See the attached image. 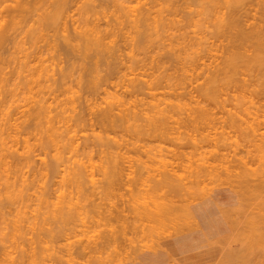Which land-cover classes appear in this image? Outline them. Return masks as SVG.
<instances>
[{"label":"rangeland","instance_id":"rangeland-1","mask_svg":"<svg viewBox=\"0 0 264 264\" xmlns=\"http://www.w3.org/2000/svg\"><path fill=\"white\" fill-rule=\"evenodd\" d=\"M53 1L54 0H0V29L4 25L8 26L9 28L8 39L4 41L0 40V133H4L3 137L7 138V144L3 143L2 145L0 142V147L5 148L4 151L7 155L6 162H8L7 165L10 168L8 172H4V165L0 161V174H3L4 172L6 176L5 177L4 174L0 175V181L5 180L3 179L4 177L6 178L7 182H9V180L13 181V183L10 182L12 185H9V183H7L8 187H13L11 189L8 187H4L6 186L4 185L5 181H2L3 184H1L0 182V242H3L0 244V264H20L18 262V259H20V253L21 255H25L21 257L23 263L21 259V261L19 260L22 264H24V262L25 264H28V262H30V264H34L33 260H36L37 262L40 261L39 264H74V262L75 264H94V262L96 264L97 261L98 264H107L105 258L112 260L114 258L113 255L115 256V254H119V260L116 259L117 256H115L113 263L112 261L107 260L108 262L110 261L109 264H116L117 260V264H144L139 263V259H143L142 256H153L152 254H155L157 252L160 253V251H164V249L172 243L177 244L176 246H174V252H180L181 254L188 253L195 248H206V250L196 253L197 259L191 260L192 263L264 264V183L261 184V182H263V179H259V177L257 178L256 176H260L257 173L264 165L261 164L262 167H260L258 171L255 170L253 172L255 174L252 180L245 181L248 182V184L252 181L256 188L259 180H262L260 184L262 185L263 189L262 187L258 186L259 188L257 190L253 189V191H249V193H247L248 189L244 188L243 184L240 185V183L244 182L245 178L241 179V174L243 173V171L237 169L238 165L241 164L239 163V157L242 156L243 158V155H248L250 151H253V153L255 152V150H252L256 147V145L253 144L256 139H252V128H256L255 126L257 124L260 127L261 123L263 122L262 120H264V111H262L264 110V90L262 88V85H257L258 82L259 84H262L264 82V72L261 69H257L255 71L254 69L256 68H250L252 70H250L248 67L240 68L242 70L239 73L237 72V78L239 82L231 83L220 88L218 102H210L211 106L208 100H206L203 95V88L207 78L206 76L209 72L208 69H212L214 68V66L221 63L224 59L223 57L227 55L226 51L229 49L228 47L233 45L229 44V41L232 40L231 37L228 39V35L230 33L229 29L227 27L220 26L222 30L220 32V28H218V25L224 23V21H222V18L226 16L228 17L231 5L237 4L238 10L236 9L237 11L235 10V12L233 13L236 14L235 17L240 20L243 29L250 31L255 25V27H257L258 24L264 25L263 19L261 20V13L263 12L264 8V0H229L228 2H230V5H227V0H218L219 5L217 6H214L212 2H210V0H68V2L62 6L63 10L61 9L59 17L56 20H51L50 18H48V14L54 9L55 3ZM19 2L27 3V7L24 12H18V14H20L16 19H11L9 15L7 17L8 11L14 10V7H16ZM88 3L94 5V8L91 5L92 9H89V11H85L84 6ZM120 21H122L121 24H119ZM38 23H40V25H37ZM93 25H99L100 28L104 30L107 29L113 31V36L109 37L106 40L108 48L103 52H100L95 48H86L83 44L84 38L80 35L81 31L90 28ZM216 29L218 32H216ZM141 35L142 37L144 35V38H142ZM207 42L208 45L212 43L211 45L214 48L212 54H208L204 49L208 47ZM51 43H53V45ZM230 43H232V41ZM249 45L250 44H247V46H245L247 50L246 48L244 49L248 54H251L253 48L251 47V45ZM115 48L119 50L117 51ZM231 48L234 49L232 46ZM107 55H109V57ZM39 56H41V58H39ZM42 56L44 58V61L42 59ZM41 61H43V63ZM211 61H213L214 63L212 62L213 64L208 65L209 63H211ZM40 63L41 65H39ZM2 74L4 77L1 76ZM180 78H184L185 82L180 83L178 80ZM145 80L149 81L146 82ZM257 80L258 82H256ZM3 82H5L7 85ZM242 82L244 83V85L245 83H247V89L250 92L246 90L245 91L248 92V94L252 93V95L254 96V102L256 103V106L260 107V109L245 108V99H242L240 97L241 93H245L244 90L243 92H241L242 90L240 89V86L243 85ZM253 82H255V85H253ZM137 86H140L141 89L139 88V90H136V88H138ZM245 94L248 95L247 93ZM183 102H192V105H197V103L199 102V104L201 105H209L210 110L207 112L191 113L177 105L178 103H182L184 105ZM158 104L165 111V114L162 116L159 112L155 111ZM248 105L250 104L248 103ZM111 107L113 108L114 112V116H112L114 117L113 124H111L110 122L104 123L103 121H101V114L103 113V110ZM122 109L125 110L121 111ZM253 110H256L257 114H254L255 112ZM257 110H260L259 114L262 111L260 115L258 114ZM129 111H138L139 113L136 116L137 118H131L128 122H125L129 124L123 123L124 125H122L120 115ZM239 115L242 116L241 118H243V120L241 119L240 121ZM218 118L221 120V122ZM229 118L234 120L236 118L235 123L234 120H229ZM253 118L254 121L257 122H254L256 125L252 123ZM259 119L261 120V123H259ZM50 120L54 122V124L59 128V131L62 133V137H64L62 138V143L55 144L54 142L50 141L46 130V127L49 124ZM223 120H226V122H223ZM227 120H229L228 124ZM248 120L251 121V124L255 126H248ZM230 122L231 124L233 123V131H231L232 129L230 127L232 126ZM241 122L243 124L246 123L244 124L245 126ZM215 125L217 126L215 127ZM240 125L245 128L240 127ZM217 127L219 128L217 129ZM236 127L239 132H236ZM155 128H157V133L154 130ZM212 128L216 132V134L212 130ZM224 129L227 132H225ZM258 129H262L261 132L264 133V124H262V127ZM258 129H254V131L256 130L255 133L257 135L255 133V135H253V137L257 136V141L255 142L257 143V147L260 146V144L258 146V140L261 141V136H264V134L262 133V135H258ZM3 130L5 131L2 132ZM245 130L249 131L246 132L251 134V138L248 137L249 135H247V133L244 134ZM219 131L223 132L222 136L221 134L217 136L218 133H221ZM9 132H11L12 135L16 134V137L18 138V142L15 141L13 145L11 142V138H9L8 136ZM207 132L210 133L208 134ZM203 133L206 136L210 135L211 139H215L217 136L218 139H215V142L217 143L219 141V145H217L218 143L214 144V141L212 142L209 136V138L205 137ZM230 133L232 135H230ZM238 133H240L241 139H239V136L235 137V134L239 135ZM241 133L244 134V136ZM225 134L226 138L229 136L228 141L225 138ZM224 138L225 140H223ZM169 139L172 140L169 141ZM205 139L208 141H205ZM221 139L224 143H227L229 141L232 142L227 143L228 145L225 143L227 145V147H225L226 145L221 142ZM230 139H235V141ZM210 140L214 145L213 150L216 149L217 146H219L217 149H219L220 151L216 149L213 152V150L210 149ZM206 142L210 144H207ZM220 142L223 144L221 146L222 148H220ZM233 142H236L238 146L239 143L241 145L237 148V145ZM158 143L159 145H161L162 143V145L164 146V151L166 153L170 152L168 154L172 155L171 157H162H165L164 160H166V157L168 158L167 164L162 159L166 167L167 165H171L175 161L177 162V164L179 163L178 165L181 166H179L181 170L183 169L186 173L187 178L190 179V181L187 180V182L194 183L192 182V180L196 179L195 181H197L198 179V181L196 182V187L199 184V180L201 182V185L202 183H204V186L206 185V191H204L205 188L203 185L201 186V188L200 186H198V188L202 189L203 187L204 190H198V188H196L197 193L198 191H201L199 192L200 194H197L196 196L200 197L201 195H205V197L201 196L200 198H197L195 196V198L193 195H195L196 193L194 194L192 192L193 195H188L190 196L188 198L187 194L191 192H184L187 199L185 197L184 198L186 200L189 199V202L192 204V206H198L204 203L206 204L213 198L217 197L222 199L220 200L221 204L215 206L207 214L206 217L195 218L196 220L195 222H193L194 227L191 230L182 234L173 235L171 237H167V234L173 232L171 231L172 228H170V231L168 230L169 233L166 230L165 234H160L161 236L154 233L156 235L154 237V234L151 233V231V235L149 232L148 234V230L145 231V228L143 230V227L145 226L148 229L149 222L144 221L145 223L143 226L142 222L141 224L139 223V219H137L139 220V222L136 219L134 220V217L137 218V216H135L133 213L135 212V209L133 210V212L131 211L132 207L134 208L137 203L139 204V202H137L139 196L141 195L142 198V194L145 193L146 195L144 196L147 198V193H149V190L146 191V189H150V186H153L155 180H153L152 182V179L150 178L152 176L148 177L149 175H147V173L151 170L150 167H152L153 164H155L156 167V163L160 164V167L163 164L162 161L161 163H159V158L153 159L156 161L159 160V162H155L152 160V158H156L159 156H157V154L155 156L156 151H154V149L157 148ZM246 143H249V148H253H250L251 150L245 152V149L247 150V147L245 148ZM250 143L253 144V146H250ZM178 144L180 145V147L177 146ZM150 146H153L151 148L155 153L153 154L152 152V155H154L155 157H149V155L151 156V153H148L147 150L151 151V149H148L150 148ZM176 146L177 148L181 149L183 153V156L181 155V157L176 155L179 157V160H181V162H179L178 158L174 156V150H177ZM196 146H198V150H196ZM13 147L16 148L13 149ZM146 147L147 150L145 149ZM160 147H158L157 149L159 150ZM235 147L237 148V151L236 149L233 150ZM163 148L161 147L160 151ZM200 148H203L205 154H202L204 152L203 150H200ZM141 149H145L144 151L147 152L144 153ZM179 149L177 150V153H179ZM239 149L241 151H238ZM122 150H125L123 151L124 154L122 153ZM135 150L137 154L135 153ZM258 150L259 149H257V152H255L257 153L256 155H258V152L259 154L261 153V151ZM126 151L128 153H126ZM139 151H141V154ZM206 151L207 154L210 153L211 156L209 154V156L206 157ZM216 151L217 153H226V155H223L222 153L221 155H219L220 153H218V155L220 156L219 158H221L222 161H224L225 158H227L226 160L229 161L233 159V165L236 164L234 163L235 161H238L237 163L239 164L234 165L237 166L236 169L238 170V172H236L237 170L235 168V170L232 168V164L231 168L229 167V170L228 164L222 163V161H217L219 158H216ZM110 152L111 155H109ZM198 152H200V154ZM251 152L249 154H252ZM213 153L215 155V158ZM238 153H240L241 155ZM201 154L202 156L205 155L206 158L201 157ZM231 154H236L235 158L236 156L237 158H233L234 156H232ZM90 155L92 159L90 158ZM118 155L120 157H118ZM131 155L134 157H132ZM137 155L140 159L142 158L143 165L146 164L145 167L141 170H139V168L142 166L141 160L139 158L135 159V162L137 159V162L140 160L139 162L141 166H139L137 162V165H135L134 163V158L137 157ZM222 155L226 157H222ZM229 155L232 157H230ZM57 156L62 161H59ZM87 156L88 159L85 158ZM110 156L111 161H108V157ZM113 156L114 158H117L118 162L116 161V159L112 158ZM79 157L85 158L87 162H84H86L87 165L90 164V166L91 164H93L92 169L94 168L93 172H90V174L86 175L84 173L86 176L91 175V173L94 174H92L93 177H83L84 179L87 178L86 181L83 179L85 183L81 181L83 185L85 184L83 186L82 192H85L86 194L81 193L80 195L79 193L81 191H79V188H81L82 186L79 188H77L76 186L74 189V185H70L73 183L72 180V183L70 182V177L73 176V173L71 172H74L75 169H77L75 167L79 165L78 164L77 166H74L73 162ZM169 157L174 159H169ZM228 157H230V159ZM244 157L253 158V156L249 155ZM123 158L124 160L125 158L127 160L124 161ZM129 158H131L130 160L133 161L131 162ZM149 158H151V162ZM246 158H243L244 161H242L245 162ZM258 158L259 156L256 158V160ZM55 159H58V161H55ZM104 159L106 165L105 163L103 164ZM144 159L146 160L145 163ZM147 159H149V162ZM260 159L258 160V162H260ZM114 160L116 161L114 162L115 164L119 163L118 167L119 165H121L120 161H124L126 163V166L125 164L121 166H125L124 170L126 171V175H130L131 178L129 176V178L126 177V181L124 180V182L120 184V181L123 180L120 177L121 174L119 173L120 175H118V173L116 172V177L119 176V178L116 180L115 177V180L119 183L115 182L114 185H116V187L113 186L112 189L109 184L108 189H106L107 187L104 184L106 180L104 176L108 177V179L112 178L106 175L107 173L111 174V172L108 171L107 168L110 167L112 161ZM169 160L173 162H170L168 164ZM250 160L252 159H249V161L247 159L248 163H250ZM76 161L82 163L80 159ZM246 162L244 163L245 165H247ZM128 164L129 166L127 167ZM255 164H258L257 161L255 162ZM148 165L149 167H147ZM165 165L163 164V166ZM172 165H175V163ZM250 165L252 167H256V165H252V163H250ZM217 166H219V168ZM104 167L106 170H104ZM129 167L130 169H128ZM155 167L152 168L154 175L152 173H148L153 175L154 179L155 177L158 178V176H160L161 174L160 173L158 175L157 173L159 171H154L156 168L158 170V168L160 167ZM172 167L174 166H171L170 168L168 167L169 170H171ZM176 167H174L175 170L179 168ZM242 167L243 166L241 165V169ZM252 167H250V169ZM133 168L135 170L136 168L138 169L136 171H133ZM168 168L166 170H168ZM14 169H16L17 171L15 170L14 172H12ZM99 169L103 170L99 171ZM120 169H122V167ZM145 169L148 172H146ZM161 169L164 171V167H161L159 169L160 172H162ZM195 169L201 170L199 175L196 174ZM232 169L234 173L228 172V170L231 171ZM255 169H258V165ZM57 170L59 173H55ZM117 170H119V168ZM124 170H120L119 172H125ZM128 170H131V172ZM138 170L142 171V173L140 174H143L146 180L147 178L150 179L152 185L148 181L149 179L147 180L149 183H147L144 179L145 182L149 184V186L140 179ZM181 170H178L180 173L177 171L179 175L183 173L181 172ZM222 170H226L224 171V174ZM239 171L240 173L242 172L241 174H239L240 176L237 175ZM19 172L23 173L19 174ZM127 172H129V174H127ZM132 172H134L136 175H134V173ZM231 173L232 175L234 174V176L236 175L235 177L237 179L239 176V179H241L240 183L237 179V181L235 180V177L232 176ZM155 174H157L158 176H155ZM183 174L180 176H183ZM227 174L230 176V179ZM20 175L22 176V180H20ZM122 175H124V173ZM143 175L141 176L142 179L144 178ZM192 175H194L195 177ZM225 175L227 176L225 177ZM132 176H134V178L136 176L139 177V179H136L141 180L144 183V185H138V181H136L138 189L143 188L146 185L148 186V188H146L147 186L145 187L146 189L144 193L141 192L144 191L141 189L140 191H138L142 193L140 195L136 190V192L133 191V187H135L134 189L137 188L136 186H134L135 184L133 185L132 183ZM190 176L194 178L191 180L192 177L190 178ZM248 176L249 175L246 173V178ZM123 177L124 176H122V178ZM243 177L244 175H242V178ZM88 178H91V181L94 178L96 180V183H93V181L91 183ZM183 178L184 179L182 180L184 181V183L182 181V184H185V180L187 178L185 179V176H183ZM130 179L132 182H130ZM249 179H251V177ZM112 180L115 181L114 179ZM213 180L216 181L212 182ZM63 181L65 183H62ZM232 181H235V184ZM86 182L88 184H86ZM77 184L79 186L78 182ZM125 184H127L132 190H128V186H125ZM130 184H132V186ZM187 184L190 185V183ZM245 184L247 185V183ZM253 184L251 185L250 183L251 187L253 186ZM141 185L142 187H139ZM21 186L22 188H20ZM62 186H64L63 189ZM85 186L86 188H84ZM117 186L119 187L117 188ZM193 186L195 188V183ZM94 187H96L97 189ZM237 187L238 191L235 190ZM192 188L193 187L188 188V190ZM239 188L240 191L243 190L241 191L242 193H240ZM21 189L27 191L26 194H24V191V193H21ZM113 189L117 190L116 193L119 191L122 194L114 193L115 190ZM207 189H210V191H207ZM60 190L64 191H62L63 198L65 197L64 199H66L67 196H64L65 192L66 194L67 192L71 195L73 194L74 196H72L73 198L71 199V201L75 200L78 202L79 196L80 198L81 196H83L85 198L83 200H87L82 202V199H80L79 203H81L82 205V203L85 202L86 206L84 205L85 207H82L80 210H90L87 212L88 215L85 214L83 216L82 214L84 213L78 210L80 207L78 208L76 206L78 208L77 209L75 208V205L72 204H76L75 201L71 204L69 203L68 206L74 205L72 207L77 209L78 212H81L80 214L77 213L78 217L81 216V221L75 215V219L73 216V220H71V218L70 221H68L69 218L66 220V222H69H67V224L64 221V223L60 221V224L63 225V231L62 229L60 230L61 225L58 224L59 220H57L56 217L53 218L52 216L53 213L56 214L57 210H60L57 209L59 208V203H56L58 202V199L60 197ZM76 190L77 192H75ZM106 191H109L110 195H108V192L106 193ZM129 191H132L131 193L133 194V196L135 195L134 198ZM7 192H9L10 196L11 194L13 196L9 197L7 195ZM162 192L159 193L158 191V194L155 195L154 193L156 192L153 193L151 191L150 194L153 193L154 198L156 196V199L157 196H159L157 200L160 201V199L162 198L161 195L163 196V194H161ZM168 193L169 192L166 193L167 196L172 195L171 192V195H168ZM22 194H24L25 197L22 196ZM153 194H148L150 197L148 198L153 199ZM46 195L47 197L49 196L48 200L45 197ZM129 195L132 197V199ZM136 195L139 196L137 197ZM182 195H179L178 197H181L180 199L184 200ZM18 196H20V199L18 198ZM74 197H77L78 199ZM173 197L175 196L173 195ZM21 198H26L23 200L26 202L21 203ZM146 198H143L144 202H146ZM164 198L165 193L162 199L163 201L167 197L165 199ZM190 198L192 200H190ZM64 199H62V201ZM140 199L138 201H140L141 203L142 199ZM149 199L148 202L151 201H149ZM43 200H46L47 203L43 202ZM168 200L166 199V201ZM67 201H69V198L67 199ZM134 201L135 203L133 204ZM51 203H53V205ZM64 203L63 205H65ZM24 204H27L28 207ZM148 204L150 205V203ZM5 205L7 207H4ZM23 205L25 206V208H27V210L23 207ZM49 205H52V208ZM227 207H229L230 209L228 210ZM93 208L95 209L93 210ZM22 209L24 212L22 211ZM19 210L23 212L22 216L20 215V218L18 217ZM25 210L28 211L27 215H25L29 218H23L25 217L23 215L24 213H26ZM45 210L47 211V213L45 212ZM68 211L70 212V210ZM68 211H66V213ZM74 211L72 212L73 214ZM41 212L42 214L40 216L42 217L43 213L45 212L44 215H46V218L44 216L43 219L39 217V213ZM49 212L52 214H50ZM231 212L233 214H231ZM37 213L38 216H36ZM230 214L233 218H231ZM47 215H51V217ZM86 216L91 217L87 218ZM30 217H32L33 219L35 217L34 223ZM17 218L22 219V221L17 220ZM47 218H50V220ZM187 218L189 219V217ZM187 218L184 219V221L188 220ZM25 219L28 221H26ZM87 219H90V221ZM55 220L57 221L55 222ZM83 220L88 222V224L86 225V222H83ZM29 221L32 223L31 225ZM53 221L54 223H57V225L53 224ZM13 222L16 223L14 224L15 228L18 227V222H23L21 224H23L24 226L19 225L18 229L15 230L12 226ZM126 222H131V224L133 222V226H131V229H129V227V230L127 229V226L125 231L124 224ZM134 222H137V224L139 225L138 229L142 227L141 230L143 231L138 230L137 224H134ZM180 222H183V220H181ZM191 222L192 221H185L184 224L188 223L192 225ZM204 223H206L208 225V228L213 231V239H211L210 236H208L204 232V229L200 226L204 225ZM43 224L46 226H44ZM37 225H39L40 227ZM47 226H49V228H47L45 231L44 229ZM121 227L124 228L126 236L124 235L125 232L123 231V229H121ZM21 228L24 233L21 231ZM36 228H39L40 231ZM57 228H59V233L55 231L57 230ZM17 230L19 231V233H22L24 235H17ZM36 231L39 233H37ZM41 231L42 233L45 231L48 235L46 233L42 234ZM60 231L62 233L61 235ZM144 231L147 233V235L144 236L143 234V237L141 232L144 233ZM49 232L53 233V235ZM119 232H121V234H119ZM118 234L124 237L119 236ZM20 235L23 236L25 241H23L24 239L20 237ZM45 235L47 237L49 236L50 238L48 237L47 239ZM117 235L119 238L121 237L120 240L119 238L118 240L114 239V236L117 237ZM18 236L20 237V240L18 239ZM147 237H150L149 241ZM88 239L90 241H88ZM151 240L155 243H152ZM156 241L158 242V246L160 245V247H156V249H154L153 247L157 246ZM181 242L182 244L180 245ZM137 244H139V247L136 248ZM150 244V247L152 249H147L146 247H148V245ZM140 245L142 247H140ZM20 247L21 249L24 248L25 250H21ZM30 250L32 252H30ZM115 250L116 252H114ZM23 251L26 252L23 253ZM27 251L28 255L26 254ZM35 251L37 252L36 254L39 255V257L37 258L34 257L36 256L34 254ZM117 251L119 252L117 253ZM101 256L105 259L104 261L103 259L99 258ZM129 256H131L132 259ZM25 257L27 258L28 262H26V259H23ZM31 257L34 259H32ZM28 258L31 259L33 263L29 261ZM38 259L40 260L38 261ZM99 260H102L103 263H100ZM36 261L35 264H37ZM170 261L172 264H180L178 258L173 254Z\"/></svg>","mask_w":264,"mask_h":264},{"label":"bare ground","instance_id":"bare-ground-1","mask_svg":"<svg viewBox=\"0 0 264 264\" xmlns=\"http://www.w3.org/2000/svg\"><path fill=\"white\" fill-rule=\"evenodd\" d=\"M39 1H41V0H39ZM70 1V0H69ZM122 1H124V0H122ZM122 1H120V2H122ZM229 0H227L226 2H227V5H230V2H228ZM54 3H55V6H54V9L51 11V12H49V14H48V18H50L51 20H56L58 17H59V15H60V12H61V9L63 10V8H62V6L64 5V4H66L67 2H68V0H54L53 1ZM120 2H119V4H120ZM210 2H212V4L214 5V6H217V5H219V2H218V0H210ZM56 3H57V8H56ZM263 4H264V1H263ZM91 5L92 4H90V3H88L87 5L85 4V11H89V9H92V7L94 6V5H92V7H91ZM26 7H27V3H21V2H19L18 3V5L16 6V7H14L15 9L14 10H9L10 11V13H9V11H8V14H7V17H8V15L10 16V18L11 19H16L18 16H19V14L21 13V12H24V10L26 9ZM237 7H238V5L237 4H234V5H231V7H230V13H229V16L227 17H223L224 18V20H223V18H222V21H224V23L223 24H221V25H218V28H220V26H223V27H227L228 29H229V31H230V33H229V35H228V39L231 37V41H232V43H230L231 41H229V44L231 45V44H233V45H231L234 49H232L231 48V46H229L227 49V55L225 56V57H223L224 59L222 60V62L221 63H219V64H217L216 66H214V68H212V69H208V75L206 76L207 78H206V81H205V84H204V88H203V95H204V97L206 98V100H208V102H209V104H210V106H211V103L212 102H214V103H217L218 102V98H219V90H220V88H222L223 86H227V85H229V84H231V83H238L239 81H238V78H237V74L242 70V69H240V68H246V67H248L249 69L250 68H256V69H254L255 71L258 69V70H262L263 72H264V69H262V68H264V25H259L258 24V26L257 27H255V26H253V28H252V30H250V31H247V30H244L243 29V27H242V25H241V22H240V20L238 19V18H236L235 16H236V14H234L233 12H235V10L237 9ZM264 7V6H263ZM94 8V7H93ZM238 10V9H237ZM236 10V11H237ZM232 11V12H231ZM18 12H20L19 14H18ZM91 12H92V10H91ZM96 12V11H95ZM87 13H89V12H87ZM18 14V15H17ZM234 14V15H233ZM261 20L263 19V22H264V8H263V12L261 13ZM84 18H85V16H84ZM67 19V18H66ZM85 20V19H84ZM94 20V19H93ZM239 20V21H238ZM41 21V20H40ZM121 22L122 21H120V23L119 24H121ZM37 25H40V23H38ZM241 25V26H240ZM83 28V27H82ZM255 28V29H254ZM121 29V28H120ZM222 30H221V28H220V32H221ZM216 32H218L217 31V29H216ZM215 32V33H216ZM232 32V33H231ZM218 34V33H217ZM8 35H9V28H8V26H6V25H4V26H2L1 27V29H0V37H1V39L0 40H2V41H4V40H7L8 39ZM80 35L81 36H83V44H84V46L86 47V48H95V49H97V50H99L100 52H103V51H105V50H107V48H108V46H107V39L109 38V37H111V36H113V31L112 30H107V29H102V28H100V26L99 25H93L92 27H90V28H87V29H84V30H82L81 31V33H80ZM219 35V34H218ZM141 37H142V35H141ZM146 37V36H145ZM142 38H144V35H143V37ZM1 43V42H0ZM60 43H61V41H60ZM59 43V44H60ZM206 43V42H205ZM210 43V42H209ZM52 45H53V43H51ZM59 44H56V45H59ZM148 44V43H147ZM212 43H210L209 45H208V42H207V46L208 47H206V48H204L205 49V51L209 54H212V51H213V46L211 45ZM247 44H250L251 45V47L253 48V50H252V53L250 54H248L247 52H246V50H247V48L245 47V46H247ZM143 45V44H142ZM249 45V46H250ZM41 47V46H40ZM49 47V46H48ZM58 47V46H57ZM61 47V46H60ZM36 48V47H35ZM55 48V47H54ZM59 48V47H58ZM244 48H246V50L244 49ZM48 49H50V48H48ZM57 49V48H56ZM116 49V48H115ZM231 49V50H230ZM244 49V50H243ZM117 51L119 50V49H116ZM216 50V49H215ZM39 52V51H38ZM62 52V51H61ZM111 52H113V51H111ZM110 52V53H111ZM116 52V51H115ZM42 53V52H41ZM106 54V53H105ZM42 55V54H41ZM101 55V54H100ZM110 55V54H109ZM109 55H107L108 57H109ZM106 56V57H107ZM38 57V56H37ZM105 57V58H106ZM107 57V58H108ZM39 58H41V56H39ZM42 59H43V61H44V58H43V56H42ZM43 61H41L42 63H43ZM47 62V61H46ZM99 62V61H98ZM213 61H211V63H209L208 65H211V64H213L212 63ZM98 64V63H97ZM39 65H41V63L39 64ZM43 65V64H42ZM45 65H48V64H45ZM5 66H7V65H5ZM38 68V67H37ZM211 68V67H210ZM248 68H247V70H248ZM252 69H250V70H252ZM17 71V70H16ZM238 72V73H237ZM13 73H15V72H13ZM1 76H3V74L1 75ZM4 77V76H3ZM5 79V78H4ZM179 80V82L181 83H184L185 81V79L184 78H180V79H178ZM2 81H4V80H2ZM146 82H148L149 80H145ZM7 82V81H6ZM256 82H258V80L256 81ZM3 83H5V82H3ZM243 83V82H242ZM254 84L253 85H255V82H253ZM261 83V82H260ZM6 84V83H5ZM150 84V83H149ZM257 84V83H256ZM264 82L262 83V84H259V82H258V84L257 85H262V88H263V90H264ZM7 85V84H6ZM240 85V84H239ZM138 88H136V90L138 89L139 90V88L141 89V87L140 86H137ZM241 88V92H243V90H244V92L245 93H247L248 94V92H250V91H248V89H247V83H245V85H244V83H243V85H241L240 86ZM135 90V91H136ZM248 91V92H246V91ZM256 91V90H255ZM245 93H241L240 95V97L242 98V99H245V102H246V107L245 108H259L260 109V107L259 106H256V103L254 102V99H253V95H252V93L250 94H248V95H246ZM252 95V96H251ZM247 98V99H246ZM190 101V100H189ZM211 102V103H210ZM244 102V103H245ZM250 104V105H248V103ZM184 103V105L182 104V103H178L177 105L179 106V107H181L182 109H184V110H186V111H189V112H191V113H195V112H207V111H209L210 110V107H209V105H207V106H205V105H201V104H199V102L197 103V105H192V102L190 103H188V102H183ZM225 103V102H224ZM221 104V103H220ZM213 108V107H212ZM215 108V107H214ZM125 109H122L121 111H124ZM1 111H2V109H1ZM155 111L156 112H159L160 114H161V116L162 115H164L165 114V111H164V109L163 108H161L160 107V105L158 104L157 106H156V109H155ZM231 111H233V110H231ZM239 111V110H238ZM254 112H252V113H254V114H257L256 113V110H253ZM258 111V114H259V111L260 110H257ZM262 111H264V110H262ZM261 111V112H262ZM183 112V111H182ZM261 112H260V114H261ZM114 112H113V108L111 107V108H106L105 110H103V113L101 114V121H103L104 123H111V124H113V121H114V117H112V116H114V114H113ZM138 111H129V112H126V113H124V114H122V115H120V119H121V123H122V125H124L123 123H125V122H128L131 118L132 119H136L137 117V115H138ZM212 113H213V111H212ZM215 113V112H214ZM232 113H234V112H232ZM249 113H251V112H249ZM236 114V113H235ZM239 114V113H238ZM259 114V115H260ZM166 115H168V114H166ZM214 115V114H213ZM247 115V114H246ZM253 115V114H252ZM161 116H156V117H161ZM240 116V115H239ZM257 116V115H256ZM207 117H209V116H207ZM238 117V116H237ZM242 116H240V121H241V119L243 120V118H241ZM248 117H250V116H248ZM254 117H255V115H254ZM261 117H262V115H261ZM263 117H264V113H263ZM153 118V117H152ZM148 119H150V118H148ZM215 119V118H214ZM216 119H217V117H216ZM219 119V118H218ZM245 119H247V118H245ZM250 119V118H249ZM258 119V118H257ZM256 119V120H257ZM220 120V119H219ZM229 120H234V119H230L229 118ZM229 120H227V124H228V122H229ZM235 120H236V118H235ZM235 120H234V123H235ZM140 121V120H139ZM138 121V122H139ZM159 121H161V120H159ZM231 121V122H232ZM245 121V120H244ZM249 121V120H248ZM259 121V123H261L260 121V119L258 120ZM263 122L261 123V125H260V127H259V125L257 126L255 123H257L256 121H254V118H253V121H252V123L253 124H255V125H253V124H251V121H249L248 122V126H251V127H256V128H252L253 130H252V132H251V134H253V135H255L256 133H255V131H254V129H258V128H261L262 127V124H264V120H262ZM136 122V121H135ZM161 122H163V121H161ZM220 122H221V120H220ZM223 122H226V120L224 121L223 120ZM231 122H230V124H231ZM239 122V121H238ZM255 122V123H254ZM242 123V122H241ZM125 124H129V123H125ZM216 124H218V123H216ZM221 124V123H220ZM233 124V123H232ZM232 124H231V126H232ZM240 124V123H239ZM239 124H238V126H239ZM243 124V123H242ZM244 124H246V123H244ZM243 124V125H244ZM211 125V124H210ZM225 125V124H224ZM235 125V124H234ZM253 125V126H252ZM116 126H118V125H116ZM172 126V125H171ZM208 126V125H207ZM217 125H215V127H216ZM229 126V125H228ZM236 126V125H235ZM245 126V125H244ZM247 126V125H246ZM209 127V126H208ZM225 127H227V126H225ZM233 127V126H232ZM232 127H230L232 130L231 131H233V129H234V127L232 128ZM240 127H243L242 125H240ZM250 127V128H251ZM219 127H217V129H218ZM223 128V127H222ZM243 128H245V127H243ZM248 128V127H247ZM159 129H160V127H159ZM158 129V130H159ZM215 129V128H214ZM46 130H47V133H48V136H49V138H50V141H52V142H54L55 144H59V143H62V138H64V137H62V133L59 131V128L54 124V122L53 121H49V124L47 125V127H46ZM155 131H156V133H157V128H155L154 129ZM205 130H207V129H205ZM212 130H213V128H212ZM235 130H236V132L238 131L239 132V130H237V127L235 128ZM261 130L262 129H258V131H257V133H258V135L260 134V135H262V134H264V133H262L261 132ZM1 131V130H0ZM5 130H3L2 132H4ZM209 131V130H208ZM214 131V130H213ZM217 131V130H216ZM223 131V130H222ZM224 131H225V129H224ZM230 131V130H229ZM242 131V130H241ZM247 130H245V133L244 134H246L247 132H249V131H247ZM117 132V131H116ZM215 132V131H214ZM219 132H221V131H219ZM225 132H227V131H225ZM235 132V133H236ZM243 132V131H242ZM204 133H205V131H204ZM203 133V134H204ZM208 134L210 133V132H207ZM211 133H212V131H211ZM229 133V132H228ZM231 133H234V132H231ZM230 133V135H232ZM255 133V134H254ZM262 133V134H261ZM3 134L4 133H0V135H2V136H0V142H1V144L3 145V143H6L7 144V138H5V137H3ZM215 134H216V132H215ZM221 134V136H222V134H223V132H221V133H218V135L217 136H219ZM239 135H236L235 134V137L236 136H239V139H241V135H240V133H238ZM242 134V133H241ZM244 134H242L243 136H244ZM251 134H249V133H247V135H249L248 137L249 138H251L250 137V135ZM156 135V134H155ZM205 135V134H204ZM213 135V134H212ZM229 135V134H228ZM253 135H252V139H256V141H257V136H254L253 137ZM257 135V134H256ZM8 136H9V138H11V142H12V145L15 143V141L16 142H18V138L16 137L17 135L16 134H13L12 135V133L11 132H9L8 133ZM210 137V139H211V136L210 135H205V137ZM217 136H216V138L215 139H218L217 138ZM45 137V136H44ZM68 137V136H67ZM208 137V138H209ZM215 137V136H214ZM223 137H224V135H223ZM222 137V138H223ZM232 137V136H231ZM233 137H234V135H233ZM264 136L262 135L261 136V141H263V142H261L260 140H258V146H259V144H260V146L259 147H257V143H255L256 141H254L253 142V144H255L256 145V147H255V149H252V150H255V152H257L256 150L257 149H259L258 151H261V153L259 154V152H258V155H256L257 153H253V151L251 152L252 154H249L248 152V155L249 156H253V158L252 157H250V158H246V157H244V156H248L247 154L246 155H243V158H246V160H245V162L247 161V159H248V161H249V159H252V160H250V163H252V165L254 164V165H256L255 164V162L257 161V165H258V169H255V168H257V165H256V167H252L251 165H250V163H248V161L246 162L247 163V165L249 164L250 165V167H252L251 169H250V167H249V165L247 166V165H245L244 163L245 162H243L244 160H243V158H242V156L241 157H239V163H241V164H239V163H237L238 161H235L234 163H236L237 165L239 164L240 165V167H239V165H238V170H242L243 171V173L241 174L240 173V171H239V173L237 174V175H239V174H241V179H244V182L243 183H240V180L241 179H239V176H238V179L234 176V174L232 175V173H234V171H233V169L235 168L236 169V167L237 166H234V165H236V164H234L233 165V161L232 160H226L227 158H225V162L224 161H222L221 160V158H219L220 156L219 155H221V153L223 154V155H226V153L224 154L223 152H218V153H220L219 155H218V153H217V151H216V153H217V155H216V158L218 157L219 159L217 160V161H222V163H226V164H228V168L230 167L231 168V166H232V170L231 171H229L230 170V168H229V170H228V172H232L231 173V175L232 176H234L235 177V180L237 179L238 181H239V183H240V185L241 184H243L244 186V188H247L248 189V191H247V193H249V191H253V189H255V190H257L259 187L258 186H260V187H262V183H264V178H263V174H264V166L262 167V165H264V157H263V154H264V138H263ZM46 138V137H45ZM66 138V137H65ZM170 138V137H169ZM208 138H206V139H208ZM225 138H226V134H225ZM225 138L223 139V140H225ZM229 138V136L226 138L227 139V141L229 140L228 139ZM238 138V137H237ZM205 139V141H208V140H206ZM214 139V138H213ZM213 139H211L212 140V142L214 141V144H217V145H219V141L216 143L215 142V139L213 140ZM220 139V138H219ZM263 139V140H262ZM162 140V139H161ZM166 140H168V139H166ZM172 140V139H171ZM170 139H169V141H171ZM211 140H210V142H211ZM230 140H233V141H235V139H230ZM240 141V140H239ZM259 141H260V143H259ZM165 142V141H164ZM164 142H162V143H164ZM167 142V141H166ZM174 142V141H173ZM198 142V141H197ZM212 142H211V144H212ZM221 142L223 143V144H225L223 141H222V139H221ZM220 142V148H222L221 146L223 145L222 143ZM229 142H232V141H229ZM229 142H227V143H229ZM237 142V141H236ZM234 143V144H236L237 146V148L241 145L240 143H239V146H238V144L237 143ZM252 142V141H251ZM160 143V142H159ZM159 143H158V146H157V148L158 147H160L161 145H162V143H161V145H159ZM171 143V142H170ZM175 143V142H174ZM207 143V142H206ZM226 143V144H227ZM241 143H244V142H241ZM263 143V144H262ZM207 144H210V143H207ZM210 144V149H212L213 150V148H214V145H213V147H212V145ZM225 144V145H226ZM233 144V145H234ZM247 144V143H246ZM246 144H245V148L247 147V150L245 149V152L246 151H248V150H251L250 148H253V147H248V145H249V143L247 144V146H246ZM251 144V143H250ZM253 144H251L250 146H253ZM5 145V144H4ZM203 145H204V143H203ZM216 145V146H217ZM228 145V144H227ZM227 145L225 146V147H227ZM230 145V144H229ZM231 145H232V143H231ZM263 145V146H262ZM141 146V145H140ZM167 146V145H166ZM166 146H165V148H166ZM169 146V145H168ZM173 146V145H172ZM177 146H179L180 147V145L178 144ZM177 146H176V148H177ZM200 146V145H199ZM209 146V145H208ZM215 146V147H216ZM243 146H244V144H243ZM23 147V146H22ZM149 147V146H148ZM151 147H153V146H150V148H148V149H151V151L150 150H147V147L145 148L147 151H148V153H151V156L149 155V157H155L156 156V154H157V156L159 155V156H161V157H156V158H152V160L153 159H158L159 158V160H160V162H159V160L158 161H156V160H153V161H155V162H159V163H161V161H162V159H163V161L167 164V157H166V160H164L165 159V157L164 158H162L163 156H172V155H170V154H168V153H170V152H168V153H166L165 151H164V146L162 145L161 147L163 148L161 151H160V149H161V147L159 148V150L157 149H154V151H156V153L155 152H153V150H152V148ZM171 147V146H170ZM197 147V149L196 150H198L199 148H198V146H196ZM195 147V148H196ZM201 147V146H200ZM219 146H217L216 147V149L218 148ZM233 147V146H232ZM234 148L233 150H235L236 149V151H237V148ZM242 147V146H241ZM14 148H16V147H13V149ZM19 148V147H18ZM172 148V147H171ZM175 148V149H176ZM249 148V149H248ZM261 148H263V149H261ZM145 149H141L144 153H146L147 151H144ZM179 148H177V150H178ZM216 149H214V150H216ZM223 149H224V147H223ZM222 149V150H223ZM227 149V148H226ZM228 149H229V147H228ZM261 149V150H260ZM5 148L4 147H0V161L3 163V165H4V167H3V170H4V172H8L9 171V166L7 165L8 164V162H6V154H5ZM8 150V149H7ZM11 150V149H10ZM127 150V149H126ZM130 150V149H129ZM177 150H172L174 153H175V155L174 156H176V155H178V156H180L181 157V155L183 156V153H182V151H181V149H179V153H177L178 151ZM200 150H203V148L201 149L200 148ZM205 150H206V148H205ZM214 150H213V152H214ZM217 150H219V149H217ZM35 151V150H34ZM123 151H125V150H122V153H123ZM131 151V150H130ZM157 151H158V153H157ZM220 151V150H219ZM225 151V150H224ZM238 151H241L240 149L238 150ZM87 152H88V150H87ZM113 152H115V151H113ZM140 152V154H141V151H139ZM152 152H153V154L155 153V156L154 155H152ZM163 154H162V153ZM203 152L204 153H202V154H205V151L203 150ZM211 152V151H210ZM228 152H229V150H228ZM126 153H128L127 151H126ZM135 153H136V150H135ZM181 153V154H180ZM199 154H200V152H198ZM242 153V152H241ZM121 154V153H120ZM119 154V155H120ZM124 154V153H123ZM137 154V153H136ZM161 154V155H160ZM202 154H201V157H203V158H206L207 156H209V154H207V151H206V157H205V155H203L202 156ZM238 154H240V153H238ZM258 157L259 156V158L256 160V156ZM109 155H111V152H110V154ZM118 155V157H120ZM130 155V154H129ZM133 155H134V153H133ZM146 155V154H145ZM213 155H214V153H213ZM222 155V157H226V156H223ZM232 155V154H231ZM236 155V154H235ZM235 155H232V156H234L233 158H235ZM241 155V154H240ZM127 156V155H126ZM132 156V155H131ZM131 156H129V157H131ZM140 156H142V155H140ZM178 156H176V158H178V160H179V157ZM200 156V155H199ZM210 156H211V154H210ZM230 156V155H229ZM232 156H230V157H232ZM58 157V156H57ZM132 157H134V156H132ZM146 157H148V156H146ZM169 157V159H172V158H170ZM230 157H228L229 159H230ZM260 157H261V159H260ZM86 159H88V156L87 157H85ZM85 158H78V159H80V161H82V163L81 162H78V161H76V160H78V159H75V163L73 162V165L74 166H77L78 164V166L77 167H75V168H77V169H75V171L74 172H71V173H73V176H71L70 177V182L72 183V181H73V183L72 184H70L71 186L72 185H74V189H75V187L77 186V188H79V187H81V188H79V191H81L80 193H79V195L81 194V193H84V194H86L85 192H82L83 191V186L85 185H83V183H85L84 182V180L86 181V179H84L83 177H85L87 174H90V172H93V170H94V168L92 169V167H93V164H91V166H90V164H88L87 165V161H86V159ZM90 158H91V155H90ZM107 158V157H106ZM105 158V159H106ZM109 159H108V161L110 160L111 161V156L110 157H108ZM113 159H116V161H117V158H114V156L112 157ZM136 158H139L138 157V155H137V157H135L134 158V163H135V165H137L136 164V162H137V160H136V162H135V159ZM161 158V159H160ZM214 158H215V155H214ZM236 158H237V156H236ZM235 158V159H236ZM263 158V159H262ZM58 159H59V161H62L59 157H58ZM58 159L56 160L55 159V161H58ZM82 159V160H81ZM85 159V160H84ZM92 159V158H91ZM105 159H104V161H103V164L105 163ZM131 158H129V160H130ZM133 159V158H132ZM140 159V158H139ZM150 159V162H151V158H149ZM149 159H147L148 160V162H149ZM174 159V158H173ZM172 159V160H173ZM181 159V158H180ZM183 159H184V157H183ZM182 159V160H183ZM186 159H187V157H186ZM222 159H224V158H222ZM260 159V162H258V160ZM123 160H124V158H123ZM125 160H127L126 158H125ZM124 160V161H125ZM141 160V162H142V158L140 159ZM139 160V161H140ZM205 160V159H204ZM206 160H208V159H206ZM214 160V159H213ZM238 160V159H237ZM243 160V161H242ZM255 162H254V161ZM84 161H86V162H84ZM89 161V160H88ZM107 161V160H106ZM115 160L114 161H112V163H114V162H116ZM124 161H120V164L121 165H123V164H125V166H126V163L124 162ZM131 161V160H130ZM133 161V160H132ZM131 161V162H132ZM137 162L138 163V165L139 166H141L140 168H139V170H141V169H143L144 167H145V165L146 164H144L143 165V162L141 163V165H140V162ZM145 159H144V163H145ZM153 161H152V163H153ZM162 161V163L165 165V163ZM229 161V162H228ZM232 161V162H231ZM118 162V161H117ZM170 162H173V161H171V160H169V162H168V164L170 163ZM179 162H181V160H179ZM211 162V161H210ZM254 162V163H253ZM61 163V162H60ZM111 163V162H110ZM111 163V165H110V169L109 168H107L108 169V171H110L111 172V174L109 173H107V175L106 176H109V177H112V178H110L111 180L112 179H114L115 180V177L117 176V173H118V175H120V177H121V179L123 180V181H120L121 183L120 184H122V182H124V180L126 181V177H130V175H126V171L124 170L125 169V166H121V165H119V167H118V164L119 163H117V164H112ZM128 163V162H127ZM151 163V164H152ZM175 163V165L177 166H175V165H172V164H174ZM221 163V164H222ZM260 163V164H259ZM54 164V163H53ZM52 164V165H53ZM109 164V163H108ZM130 164V163H129ZM129 164L127 165V167L129 166ZM163 164L161 165V167H164V171L161 169V171L162 172H160V164H157L156 163V167H160V168H158V170H157V168L155 167V164H153L152 165V167H150V171L148 172V171H146V169H145V171L146 172H148V173H152L153 175H154V172L152 171V168H156L154 171H159L157 174L159 175L160 173V176H158L157 174H155V176L157 175L158 176V178H156L155 177V179H154V177H153V175H151V174H148L147 173V175H149L148 177H150V176H152V177H150L151 179H152V182H153V180H155L154 181V183H153V186H150V189L148 188V186H149V184H147V183H149L150 182V179L149 178H147V180L149 181H147L146 180V178H145V176L143 175V179L141 178V174L140 173H142V171H139L138 170V174H139V177H140V179L144 182V183H146L145 185L147 186H144L143 188H140L141 190H144V191H141L142 193H144L145 192V189L146 188H148V189H146V191L147 190H149V193H147V196L149 197V195H152L154 192H156V193H154L155 195H157L158 193V191H159V193L160 192H162L163 190V192L165 193V198L168 200V198H169V200L168 201H166V199L163 201L162 199H163V197H164V193L162 192L161 194H163V196L161 195V199H160V201L159 200H157L158 199V197L159 196H157V199H156V196H155V198H154V194H153V199H149L148 197V199H149V201L151 200H154V199H156V200H154V201H152V203H151V201L150 202H148V199L144 196V195H146L145 193L144 194H142L141 192H138V191H140V189H138V185L139 184H142V185H144V183L141 181V180H137L136 178H138L139 179V177H137L138 176V174H137V176L134 178V176H132V181H131V179H130V182H132L133 183V185L134 186H136V188L138 189H134L135 187H133L132 189H133V191L134 192H138L139 193V195L140 194H142V198H141V195L139 196V195H136L137 197L139 196V198H138V200L140 199L142 202L140 203V201H138L137 200V202H139V204L137 203V205H135L134 206V208L132 207V209H131V207H130V209H131V211L133 212V210L135 209V212H133L134 213V215L135 216H137V218H135L134 217V220L136 219H139L140 220V222H139V220H137L140 224H141V222H142V224H143V226H144V221H148L149 223V228L147 229L145 226L143 227V230H144V228L146 229L145 231H147V233L149 232L150 233V231H151V233H156L157 235L159 234H165V232H166V230H167V232H168V230L170 231V228H172L171 229V231H173V232H168L169 234H167V237H171V236H173V235H178V234H182V233H184V232H187V231H189V230H191L193 227H194V225H193V222H195V218H204V217H206L207 216V214L215 207V206H218L219 204H221L220 203V200H222L221 198H213L210 202H208V203H204V204H202V205H198V206H192V204L189 202V199L188 200H186L187 199V197H186V194L185 193H187V191H189V192H191V193H189V194H187V196L188 195H193L192 194V192L195 194V195H193L194 197L197 195V194H200L199 192H201V191H198V193H197V190H196V188H198V186H200V188H201V186L204 184V183H202V185L200 184L201 182H200V180H199V184H198V186L196 187V182L198 181V179H197V181H195L196 179H193L195 176L194 175H192V176H194V177H192V176H190V178H191V180H192V182H194L195 183V188H194V183H191V182H187V180L188 181H190V179H188L187 178V176H186V173H185V171L183 170H181V166L180 165H178L177 164V162H173L170 166L169 165H167V167H166V165L165 166H163ZM232 164V165H231ZM262 164V165H261ZM57 165V164H56ZM105 165H106V163H105ZM116 165H117V167L119 168V170H117L118 168L116 167ZM131 165H133V164H131ZM214 165V164H213ZM223 165V164H222ZM230 165V166H229ZM241 165L243 166L242 167V169H241ZM260 165V166H259ZM54 166V165H53ZM73 166V167H74ZM103 166V165H102ZM122 167V169H120L121 167ZM138 166V167H139ZM171 166H174V167H176V168H178L179 166V168L177 169V170H175V168L174 167H172V169L171 170H169V168L171 167ZM215 166V165H214ZM226 166V165H225ZM224 166V167H225ZM245 166V167H244ZM248 168H247V167ZM90 167V168H89ZM106 167H108V166H106ZM114 167V168H113ZM133 167V166H132ZM137 167V166H136ZM147 167H149V165L147 166ZM146 167V168H147ZM166 167V168H165ZM169 167V168H168ZM218 168H219V166H217ZM217 167H216V169H217ZM227 167V166H226ZM225 167V168H226ZM260 167H262L261 169H260V171H258L259 170V168ZM18 168H19V165H18ZM67 168V167H66ZM117 168V169H116ZM168 168V170H166ZM184 168V167H183ZM240 168V169H239ZM243 168H245V169H243ZM248 170H247V169ZM71 169H73V168H71ZM88 169H89V171H88ZM92 171H91V170ZM115 171H114V170ZM128 169H130V167L128 168ZM134 169V168H133ZM132 169V170H133ZM138 168H136V170H137ZM197 169V168H196ZM195 169V171H196V174L197 175H199L200 174V172H201V170H196ZM227 169V168H226ZM234 169V170H235ZM236 169V170H237ZM16 169H14L12 172H14ZM54 170V169H53ZM59 170V169H58ZM58 170L55 172V173H59L58 172ZM66 170V169H65ZM103 170V169H102ZM102 170H100L99 169V171H102ZM104 170H106L105 169V167H104ZM120 170H124L125 172H119ZM126 170H127V168H126ZM135 169L133 170V171H136ZM178 170H181V172H183V173H181L180 175H182L183 174V176H185V184H182V179H184L183 178V176H180L179 175V171ZM238 170L236 171V172H238ZM245 170V171H244ZM249 170H250V172H249ZM251 170H252V172H251ZM255 170H257L258 171V173L257 174H259L260 176H258V175H256L257 176V178L259 177V179H263V182H261L262 180H259V182L257 183L258 185L256 186V188H255V186H254V184L252 183V181L251 182H249V184H248V182H245V181H249V180H252V178H254V174L255 173H253ZM261 170H262V172H261ZM17 171V170H16ZM20 171H22V170H20ZM96 171V170H95ZM128 171H130L131 172V170H128ZM177 171L179 172V173H177ZM189 171V170H188ZM193 171V170H192ZM219 171H220V169H219ZM223 171V170H222ZM224 171H226V170H224ZM224 171H223V174H224ZM248 171V172H247ZM3 172V174H4V176H5V173ZM89 172V173H88ZM117 172V173H116ZM145 172V173H146ZM155 172V173H156ZM190 172V171H189ZM217 172H218V170H217ZM20 173H23V172H19V174ZM86 175H85V174ZM103 173H104V171H103ZM120 173V174H119ZM124 173V175H122ZM132 173H134V172H132ZM137 173V172H136ZM144 173V174H145ZM246 173L249 175L248 177L250 178L251 177V179H249L248 177L246 178ZM253 173V174H252ZM3 174H0V175H3ZM7 174V173H6ZM10 174V173H9ZM12 174V173H11ZM92 174H94V173H91V175H88V176H92L93 177V175ZM106 174V173H105ZM127 174H129V172H127ZM131 174V173H130ZM178 174V175H177ZM195 174V173H194ZM134 175H136L135 173H134ZM147 175H146V177H147ZM187 175H190V174H187ZM220 175V174H219ZM228 175V174H227ZM227 175H225V177L227 176ZM242 175H244V177L242 178ZM21 176V175H20ZM88 176H86V177H88ZM122 176H124L123 178H122ZM229 176V175H228ZM253 176V177H252ZM255 176V177H256ZM6 177V176H5ZM3 178V179H5V180H2V181H5L4 182V185H6V186H4V187H8V185H7V183H9V185H12L11 183H13V181H10L9 180V182H7V180H6V178ZM13 177V176H12ZM72 177H73V179H72ZM81 177H82V179H81ZM128 177V178H129ZM104 178H105V186L107 187L106 189H108V187H109V184H110V187H111V189H112V187L113 186H115L116 187V185H114L115 184V182L117 183L118 181H116L118 178H119V176L118 177H116V180L115 181H111L110 179H108V177H105L104 176ZM107 178V179H106ZM131 178V177H130ZM133 178H134V180H133ZM223 178V177H222ZM221 178V179H222ZM228 178V177H227ZM10 179V178H9ZM12 179V178H11ZM84 179V180H83ZM89 179V178H88ZM91 179V178H90ZM89 179V180H90ZM120 179V180H121ZM146 180V182H145V180ZM226 179V178H225ZM229 179H230V176H229ZM228 179V180H229ZM234 179V178H233ZM20 180H22V176H21V179ZM72 180V181H71ZM95 179L93 178V183L95 182L96 183V180L94 181ZM110 180V181H109ZM181 180V181H180ZM217 180V179H216ZM216 180H213L212 182H214V181H216ZM236 180V181H237ZM2 181H0L1 182V184H3L2 183ZM81 181L83 182V183H81ZM91 181V180H90ZM92 181H91V183H92ZM108 181V182H107ZM128 181H129V179H128ZM136 181H138L137 183H138V185H136L137 183H136ZM230 181V180H229ZM11 182V183H10ZM77 182L79 183V186H78V184H77ZM110 182V183H109ZM152 182H150V184L152 185ZM217 182H219V181H217ZM232 182H234V184H235V181H232ZM260 182H261V184H260ZM62 183H65L64 181L62 182ZM66 183H67V180H66ZM75 183V184H74ZM106 183H107V185H106ZM119 183V182H118ZM126 183V182H125ZM183 183H184V181H183ZM187 183H190V185H188ZM224 183V182H223ZM245 183H247V185L245 184ZM250 183H251V185L253 184V188L251 187V185H250ZM86 184H88L87 182H86ZM111 184H112V186H111ZM192 184V185H191ZM230 184V183H229ZM64 185V184H63ZM68 185V184H67ZM90 185V184H89ZM93 185H95V184H93ZM127 184H125V186H126ZM131 186H132V184H130ZM142 185L141 186H139V187H142ZM184 185H186V186H184ZM256 185V184H255ZM24 186V185H23ZM124 186V187H125ZM128 186V185H127ZM130 186V187H131ZM187 186H189V187H187ZM193 187L192 189L194 190H192V189H189L188 190V188H191V187ZM204 186V185H203ZM231 186V185H230ZM237 186V185H236ZM247 186V187H246ZM248 186H249V188H248ZM264 186V185H263ZM2 187H3V185H2ZM114 187V188H115ZM119 186H117V188H118ZM146 187V188H145ZM186 187H187V190H186ZM206 187V185L204 186V188ZM216 187V186H215ZM232 187H234V186H232ZM8 188H10V187H8ZM11 188H13V187H11ZM10 188V189H11ZM20 188H22V186L20 187ZM25 188H26V186H25ZM24 188V189H25ZM64 188V186H62V189ZM72 188V187H71ZM76 188V189H77ZM84 188H86V186L84 187ZM94 188H96V187H94ZM103 188V187H102ZM200 188H198V190H204V188L202 187V189H200ZM244 188H241V189H244ZM1 189V188H0ZM24 189H21V193H24V194H26V192L27 191H25ZM60 189V188H59ZM59 189H58V191H59ZM97 189V188H96ZM106 189H104V190H106ZM128 190H132V189H130L129 188V186H128V188H127ZM186 191H185V190ZM233 189H235V188H233ZM238 189V187L235 189L236 191H238L237 190ZM261 189V188H260ZM259 189V190H260ZM262 189H263V187H262ZM73 190V189H72ZM71 190V191H72ZM78 190V189H77ZM77 190L75 191V192H77ZM85 190V189H84ZM110 190V189H109ZM113 190H115V189H113ZM136 190V191H135ZM153 192L152 194H150V192L151 191ZM162 190V191H161ZM182 190H183V192H182ZM191 190V191H190ZM210 191V189H207V191ZM254 190V191H255ZM8 191V190H7ZM24 191V192H23ZM61 191V190H60ZM63 191V190H62ZM61 191V193L59 194V196H57V197H59V199H58V202H56V203H59L58 204V207L59 208H57V209H60V210H57V212H56V214L55 213H53V218L54 217H56V219L57 220H59L58 222V224L59 225H61L60 224V221L62 222V223H64V222H66V220L69 218V220L68 221H70V218H71V220H73L72 219V217L75 215L77 218H81V216L80 217H78L77 216V213L78 214H80L81 212L80 211H82V210H80L82 207H85L86 205H85V202L84 203H82V205H81V203H79V200L80 199H82V202L83 201H86V200H83V199H85L83 196H81V198H80V196H79V200H78V202L77 201H75V200H73V201H71V199L73 198L72 196H74L73 194L71 195V194H69L68 192H67V194H66V192H65V194H64V196L65 195H67L66 196V199H64L63 198V192ZM68 191V190H67ZM86 191H87V189H86ZM94 191V190H93ZM103 191V190H102ZM116 191L117 190H115V192L114 193H116ZM166 191V192H165ZM204 191H206V188H205V190ZM203 191V192H204ZM239 191H240V188H239ZM241 191H243V190H241ZM240 191V193H242ZM246 191H245V193H246ZM108 192V195H110L109 194V191H106V193ZM111 192H112V190H111ZM130 193L132 192V191H129ZM133 192V193H134ZM167 192H169L168 193V195H171V193H172V197L171 196H167L166 195V193ZM171 192V193H170ZM185 192V193H184ZM105 193V194H106ZM117 193H121V192H117ZM116 193V194H117ZM180 193H182V194H180ZM207 193V192H206ZM244 193V194H245ZM24 194H22V196H24L25 197V195ZM122 194V193H121ZM132 194V193H131ZM136 194V193H135ZM149 194V195H148ZM204 194V193H203ZM7 195L9 196V197H12L13 195L11 194V196L9 195V192H7ZM21 195V194H20ZM43 195V194H42ZM50 195V194H49ZM115 195V194H114ZM160 195V194H159ZM173 195L175 196V197H173ZM181 196L182 195V197L184 198V200H186V201H188V202H186V201H184V200H181L180 198L181 197H178V196ZM218 195V194H217ZM15 196H16V194H15ZM27 196V195H26ZM69 196V197H68ZM87 196V195H86ZM113 196V195H112ZM122 196V195H121ZM130 196V195H129ZM132 196H133V194H132ZM135 196V195H134ZM134 196H133V198H134ZM190 196H188V198L190 197ZM201 196H203V197H205V195H201ZM200 196V197H201ZM46 198H47V200H48V197H47V195L45 196ZM83 197V198H82ZM109 197V196H108ZM197 197V196H196ZM195 197V198H196ZM199 197V196H198ZM197 197V198H198ZM199 197V198H200ZM18 198L20 199V196H18ZM69 198V201H67V199ZM74 198H77V197H74ZM130 198L132 199V197L130 196ZM146 198V202H144L143 200ZM179 198V199H178ZM193 198V197H192ZM22 199V198H21ZM24 199H26V198H24ZM24 199H22V201H21V203L22 202H26V201H23ZM41 199V198H40ZM62 199H64L63 201L65 202H63L62 201ZM78 199V198H77ZM111 199V198H110ZM194 199V198H193ZM134 200V199H133ZM135 200H136V198H135ZM162 200V201H161ZM190 200H192L191 198H190ZM1 201V200H0ZM4 201V200H3ZM7 201V200H6ZM9 201V200H8ZM20 201V200H19ZM18 201V202H19ZM76 202V204L75 203H72V202ZM184 201V202H183ZM193 201H195V200H193ZM225 201V200H224ZM235 201V200H234ZM5 202V201H4ZM41 202H42V200H41ZM43 202H46V200H43ZM65 204V205H67V206H65V205H63V203ZM81 202V201H80ZM12 203V202H11ZM47 203V202H46ZM68 203V204H67ZM69 203L71 204H74L75 205V208H77L78 210H80L79 212H78V210L77 209H75L74 207H72V206H74V205H70V206H68L69 205ZM79 205H78V204ZM135 203V201L133 202V204ZM148 203H150V205L148 204ZM4 204V203H3ZM9 204V203H8ZM49 204V203H48ZM52 205H53V203H51ZM132 204V205H133ZM228 204V203H227ZM24 205H26L27 207H28V205L27 204H24ZM23 205V207L25 208V206ZM52 205L50 206L51 208H52ZM85 205V206H84ZM152 205V206H151ZM9 206V205H8ZM57 206V205H56ZM64 206H65V210H64ZM77 206V207H76ZM4 207H7L6 205L4 206ZM50 207H47V208H50ZM63 207V208H62ZM70 208V209H68V208ZM93 207V206H92ZM55 208V207H54ZM75 209V211H74V209ZM18 209H20V208H18ZM26 210H27V208H25ZM62 209H63V212H62ZM95 208H93V210H94ZM227 209L229 210L230 208L229 207H227ZM25 210V212L26 213H24L23 215L25 216V217H23V218H29V217H26V215H27V213H28V211H26ZM56 210V209H55ZM68 210H70V212L68 211ZM72 210V211H71ZM76 210H77V212H76ZM88 210V209H87ZM91 210H92V208H91ZM20 211L21 210H19V212H18V214H19V218H20V215L22 216V213L24 212L23 211V209H22V211H21V214H20ZM59 211V212H58ZM66 211H68L67 213H66ZM74 211V214L72 213ZM84 211V210H83ZM82 211V213H84V214H82L83 216L86 214V215H88V211H90V210H88V211H84L83 212ZM32 212V211H31ZM45 212L47 213V211L45 210ZM44 212V213H45ZM92 212V211H91ZM95 212V211H94ZM227 212H229V211H227ZM44 213H43V216L45 217L46 215H44ZM50 213V212H49ZM63 213V214H62ZM66 213V214H65ZM76 213V214H75ZM96 213H97V211H96ZM136 213V214H135ZM0 214H1V212H0ZM26 214V215H25ZM42 214V212L41 213H39V217H41L40 215ZM50 214H52V213H50ZM70 214V215H69ZM99 214H100V212H99ZM231 214H233L232 212H231ZM231 214H230V216H231ZM55 215V216H54ZM67 217H66V216ZM72 215V216H71ZM229 215V214H228ZM3 216V215H2ZM16 216H17V214H16ZM36 216H38V213L36 214ZM35 216V217H36ZM43 216L41 217L42 219H43ZM47 216H50L51 217V215H47ZM64 218H63V217ZM68 216H70V217H68ZM75 216H74V219H75ZM82 216V217H83ZM35 217H34V219H35ZM66 217V218H65ZM87 217V216H86ZM88 217H91V216H88ZM87 217V218H88ZM187 217H189V219L187 218ZM32 220H33V223L35 222L34 221V219L32 218V217H30ZM46 218V217H45ZM63 218V219H62ZM76 218V219H77ZM188 219V220H185V221H187V222H189V221H192L191 223H192V225L191 224H188V223H185L184 224V219ZM231 218H233L232 216H231ZM47 219H49L50 220V218H47ZM47 219H44V220H47ZM86 219V218H85ZM96 219V218H95ZM191 219V220H190ZM12 220H13V218H12ZM11 220V221H12ZM17 220H19V221H22V219H18L17 218ZM26 220V219H25ZM30 220V219H29ZM57 220H55V222L57 221ZM87 220H89L90 221V219H87ZM181 220H183V222H180ZM15 221V220H14ZM26 221H28V220H26ZM25 221V222H26ZM38 221V220H37ZM40 221H41V219H40ZM64 221V222H63ZM67 221V222H68ZM75 221H77V220H75ZM80 221H81V219H80ZM92 221V220H91ZM125 221V220H124ZM45 222V221H44ZM50 222V221H49ZM67 222H66V224H67ZM72 222V221H71ZM70 222V223H71ZM74 222V221H73ZM83 222H86V221H84L83 220ZM83 222H82V225H83ZM93 222V221H92ZM98 222H99V219H98ZM97 222V223H98ZM12 223V222H11ZM21 223H23V222H21ZM20 222H18L17 224H19V225H23V224H21ZM27 223V222H26ZM29 223H30V225L32 224L30 221H29ZM53 224H56L57 225V223H54V221L52 222ZM51 223V224H52ZM69 223V222H68ZM130 224V225H127V224ZM125 224H124V228H125V231H126V227H127V229L129 228V229H131L132 227L131 226H133L132 224H133V222H132V224H131V222L130 223H128V222H126ZM14 224H16V223H14L13 222V228L16 230V229H18V227H19V225H18V227H17V225H16V227L17 228H15L14 227ZM38 224V223H37ZM40 224V223H39ZM50 224V223H49ZM86 225L88 224V222H86L85 223ZM84 224V225H85ZM123 224V223H122ZM134 224H137V222L135 223L134 222ZM147 224V225H148ZM30 225H28V226H30ZM44 225V224H43ZM42 225V226H43ZM24 226V225H23ZM26 226V225H25ZM33 226V225H32ZM31 226V227H32ZM37 226H39V225H37ZM36 226V227H37ZM44 226H46V225H44ZM62 226V227H61ZM60 226V230L63 228V225H61ZM67 226V225H66ZM138 224H137V229H138ZM142 226V225H141ZM195 226H197V225H195ZM203 229H204V232L208 235V236H210V238L211 239H213V236H214V234H213V231H211V229H209L208 228V225L206 224V223H204V225H200ZM35 227V226H34ZM33 227V228H34ZM40 227V226H39ZM65 227V226H64ZM135 227H136V225H135ZM23 228V227H22ZM22 228H21V231H22ZM47 228H49V226H47L44 230L46 231V229ZM124 228H122L121 227V229H123V231H124ZM141 228L142 227H140L138 230H140V231H143V230H141ZM206 228V229H205ZM36 229H38L39 231H40V229L39 228H36ZM51 229H53V228H51ZM128 229V230H129ZM136 229V228H135ZM157 229V230H156ZM35 230V229H34ZM43 230V229H42ZM64 229H62V231H63ZM153 230H154V232H153ZM155 230H156V232H155ZM213 230V229H212ZM19 231H20V228H19ZM19 231L17 230V232L18 233H16V231H15V233L17 234V235H19V234H21V235H24V234H22V233H19ZM43 232L44 234L46 233V232ZM48 231V230H47ZM50 231V230H49ZM54 231V230H53ZM55 231H57L58 233H59V228H57V230H55ZM124 231V232H125ZM139 231V232H140ZM144 231V233H142L141 232V234H142V236H143V234H144V236H146L147 235V233ZM215 231V230H214ZM13 232H14V230H13ZM23 232V231H22ZM37 232V231H36ZM87 232V231H86ZM138 232V231H137ZM24 233V232H23ZM37 233H39V232H37ZM41 233H42V231H41ZM42 233V234H43ZM50 233V232H49ZM56 233V232H55ZM85 233V232H84ZM148 233V234H149ZM151 233H150V235H151ZM47 234V233H46ZM50 234H52L53 235V233H50ZM62 233H61V231H60V235H61ZM87 234V233H86ZM119 234H121V232H119ZM118 234V235H119ZM122 234H123V232H122ZM152 234V235H153ZM16 235V236H17ZM20 235V237H22L23 238V236H21ZM38 235V234H37ZM41 235V234H40ZM39 235V236H40ZM48 235V234H47ZM58 235V234H57ZM85 235V234H84ZM118 235H117V237L116 236H114L115 238L114 239H117L118 240ZM125 236H126V232H125V234H124ZM39 236H38V238H39ZM46 236V235H45ZM88 236V235H87ZM119 236H122V235H119ZM143 236V237H144ZM156 235L154 234V237H155ZM161 236V235H160ZM19 236H18V239L20 238ZM49 237V236H48ZM48 237L46 236V238L48 239ZM90 237V236H89ZM122 237H124V236H122ZM141 237V236H140ZM154 237H153V240H154ZM164 237V236H163ZM50 238V237H49ZM87 238V237H86ZM121 238V237H120ZM120 238H119V240H120ZM126 238V237H125ZM150 238V237H149ZM149 238L147 237V239H148V241H149ZM162 238V237H161ZM24 239V238H23ZM42 239H43V237H42ZM146 239V238H145ZM146 239V240H147ZM155 239H157V238H155ZM20 240V239H19ZM22 240V239H21ZM40 240V239H39ZM85 240V239H84ZM122 240V239H121ZM143 240V239H142ZM157 240H159V239H157ZM219 240V239H218ZM0 241H1V239H0ZM23 241H25V239L23 240ZM22 241V242H23ZM48 241V240H47ZM87 241V240H86ZM88 241H90L89 239H88ZM124 241V240H123ZM135 241V240H134ZM140 242H141V240H140ZM151 242H152V240H151ZM154 242V241H153ZM152 242V243H153ZM217 242H219V241H217ZM1 243H3V242H0V244ZM19 243V242H18ZM137 243H139V242H137ZM142 243H143V241H142ZM155 243V242H154ZM156 245L157 246H155V247H153L154 249H156V247H160V245L158 246V242L156 241ZM119 244V243H118ZM135 244V243H134ZM145 244H147V243H145ZM149 244V243H148ZM25 245V244H24ZM30 245V244H29ZM28 245V246H29ZM139 244H137V246H136V248L137 247H139L138 246ZM87 246V245H86ZM122 246V245H121ZM145 246V245H144ZM144 246H143V248H144ZM147 246V245H146ZM151 246V244L150 245H148V247H146L147 249L148 248H151L150 247ZM152 246H154V245H152ZM27 247V246H26ZM124 247V246H123ZM134 247V246H133ZM140 247H142L141 245H140ZM23 248V247H22ZM28 248H30V247H28ZM135 248V247H134ZM20 249H21V247H20ZM19 249V250H20ZM27 249V248H26ZM32 249V248H31ZM133 249V248H132ZM152 249V248H151ZM21 250H25L24 248L23 249H21ZM123 250V249H122ZM142 250V249H141ZM144 250H146V249H144ZM124 251V250H123ZM133 251H135V250H133ZM26 252V251H25ZM24 251H23V253H25ZM30 252H32L31 250H30ZM114 252H116V250L114 251ZM119 251H117V253H118ZM22 253V254H23ZM37 252L35 251V255L36 256H34V257H39V255L38 254H36ZM135 253V252H134ZM133 253V254H134ZM27 255H28V251H27V253H26ZM26 255V256H27ZM119 254H115V256H117V258L116 259H118L119 260V256H118ZM124 255V254H123ZM132 255V254H131ZM20 259H21V257H23V256H25V255H21V253H20ZM30 256H31V254H30ZM115 256L113 255V257L115 258ZM120 256H121V254H120ZM29 257V256H28ZM129 257H131V256H129ZM128 257V258H129ZM30 258V257H29ZM28 258V259H29ZM32 258V257H31ZM35 258V259H36ZM99 258H101V259H103V261L105 260L106 262H107V264H109V262L110 261H112V263L114 262L113 260H114V258L111 260V259H108V258H102V256L101 257H99ZM125 258V257H124ZM20 259H18V262L20 263V264H22L23 263V260H22V263L20 262L21 260ZM23 259H26L27 260V258L25 257V258H23ZM32 259H34V258H32ZM115 259V260H116ZM126 259V258H125ZM124 259V260H125ZM131 259H132V257H131ZM20 260V261H19ZM40 259H38V261H39ZM107 260H110L109 262L107 261ZM118 260H117V262H118ZM29 261H31V259H29ZM36 261V260H35ZM35 261L33 260V262H34V264H35ZM103 261L102 260H99V262L100 263H103ZM238 261V260H237ZM26 262H28V260L26 261ZM32 262V261H31ZM32 262V263H33ZM40 262V261H39ZM39 262H37L36 261V263L37 264H39ZM116 262V261H115ZM117 262H116V264H117ZM24 264H25V262H24ZM28 264H30V262H28ZM74 264H75V262H74ZM79 264V263H78ZM94 264H95V262H94ZM96 264H98V261H97V263ZM115 264V263H114Z\"/></svg>","mask_w":264,"mask_h":264},{"label":"crops","instance_id":"crops-1","mask_svg":"<svg viewBox=\"0 0 264 264\" xmlns=\"http://www.w3.org/2000/svg\"><path fill=\"white\" fill-rule=\"evenodd\" d=\"M182 242L180 243V245ZM177 244L172 243L168 247L164 249V251H160L152 254L153 256H142L143 259H139V263L144 264H172L170 259L172 254L178 258V261L180 264H198V263H192L191 260L197 259L198 252L206 250V248H195L192 251H189L188 253L181 254L180 252H174V246ZM200 257V256H199ZM202 264V263H200Z\"/></svg>","mask_w":264,"mask_h":264}]
</instances>
